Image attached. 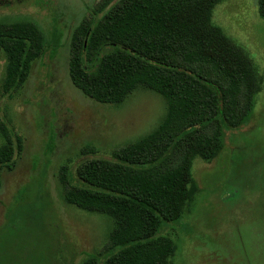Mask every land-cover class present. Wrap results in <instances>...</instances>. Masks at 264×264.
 I'll use <instances>...</instances> for the list:
<instances>
[{"label": "trees", "instance_id": "1", "mask_svg": "<svg viewBox=\"0 0 264 264\" xmlns=\"http://www.w3.org/2000/svg\"><path fill=\"white\" fill-rule=\"evenodd\" d=\"M222 1L105 0L73 30L68 75L84 96L119 106L143 88L165 102L162 119L148 134L110 160L84 163L73 183L65 171L60 176L66 204L112 222L103 254L81 264H172L175 242L158 232L163 222L180 221L197 192L194 159L214 160L226 148L227 133L251 120L262 80L247 54L213 24ZM257 6L264 19V0ZM45 48L34 23L0 21L4 90L25 83ZM0 130L1 175L12 170L22 142ZM5 235L6 226L0 230V264H20L17 253L5 252L11 244L1 239ZM31 255L23 264L38 262Z\"/></svg>", "mask_w": 264, "mask_h": 264}, {"label": "rangeland", "instance_id": "2", "mask_svg": "<svg viewBox=\"0 0 264 264\" xmlns=\"http://www.w3.org/2000/svg\"><path fill=\"white\" fill-rule=\"evenodd\" d=\"M104 1L0 0V21H30L46 40L28 79L15 89L3 88L0 54V128L22 142L12 170L0 175V230L6 226L1 239L10 238L14 249L7 243L5 252L17 253L20 264L29 253L38 261L30 264H81L103 252L111 219L66 204L60 176L65 171L75 182L81 165L110 160L165 113L163 98L147 89L115 106L89 99L71 83V34ZM212 22L250 58L261 90L249 123L227 133L225 150L211 162L194 159L197 192L180 221L163 222L158 234L175 242L172 264H264V19L257 0H224Z\"/></svg>", "mask_w": 264, "mask_h": 264}]
</instances>
